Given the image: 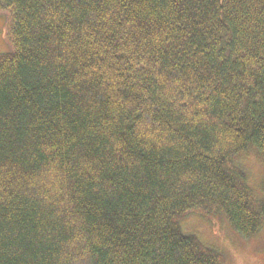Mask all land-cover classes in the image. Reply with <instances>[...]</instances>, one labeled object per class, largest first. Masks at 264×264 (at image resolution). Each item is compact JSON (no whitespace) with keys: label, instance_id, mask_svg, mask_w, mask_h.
<instances>
[{"label":"trees","instance_id":"1","mask_svg":"<svg viewBox=\"0 0 264 264\" xmlns=\"http://www.w3.org/2000/svg\"><path fill=\"white\" fill-rule=\"evenodd\" d=\"M0 264H224L264 201V0H0Z\"/></svg>","mask_w":264,"mask_h":264},{"label":"rangeland","instance_id":"2","mask_svg":"<svg viewBox=\"0 0 264 264\" xmlns=\"http://www.w3.org/2000/svg\"><path fill=\"white\" fill-rule=\"evenodd\" d=\"M11 50L9 23L0 12V54ZM235 164L247 177V184L257 199L264 201V157L250 150ZM186 234L195 235L206 247L221 253L224 264H264V228L250 238L235 233L226 219L206 217L199 211L189 212L181 221Z\"/></svg>","mask_w":264,"mask_h":264}]
</instances>
